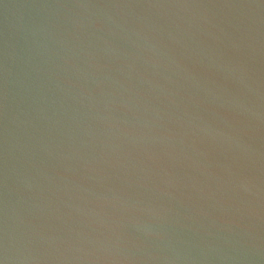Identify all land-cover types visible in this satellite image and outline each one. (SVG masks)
I'll return each mask as SVG.
<instances>
[{
    "label": "water",
    "instance_id": "obj_1",
    "mask_svg": "<svg viewBox=\"0 0 264 264\" xmlns=\"http://www.w3.org/2000/svg\"><path fill=\"white\" fill-rule=\"evenodd\" d=\"M0 264H264V0H0Z\"/></svg>",
    "mask_w": 264,
    "mask_h": 264
}]
</instances>
